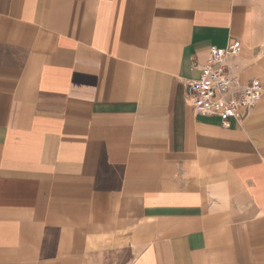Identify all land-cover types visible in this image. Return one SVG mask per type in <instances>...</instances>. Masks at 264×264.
<instances>
[{"label": "crops", "instance_id": "crops-1", "mask_svg": "<svg viewBox=\"0 0 264 264\" xmlns=\"http://www.w3.org/2000/svg\"><path fill=\"white\" fill-rule=\"evenodd\" d=\"M231 39L264 84V0H0V264H264V93L185 100Z\"/></svg>", "mask_w": 264, "mask_h": 264}, {"label": "built area", "instance_id": "built-area-1", "mask_svg": "<svg viewBox=\"0 0 264 264\" xmlns=\"http://www.w3.org/2000/svg\"><path fill=\"white\" fill-rule=\"evenodd\" d=\"M240 51V42L231 39L225 48L211 47L207 64L194 65L198 77L186 82L185 100L196 114L218 116L227 124L230 118L247 114L264 93V84L253 79L240 85L231 76L226 60Z\"/></svg>", "mask_w": 264, "mask_h": 264}]
</instances>
